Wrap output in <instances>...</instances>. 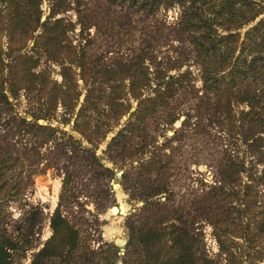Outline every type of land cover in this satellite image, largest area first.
Listing matches in <instances>:
<instances>
[{
	"label": "rangeland",
	"instance_id": "374dc122",
	"mask_svg": "<svg viewBox=\"0 0 264 264\" xmlns=\"http://www.w3.org/2000/svg\"><path fill=\"white\" fill-rule=\"evenodd\" d=\"M36 2L17 0L19 7L31 9L26 20L33 26L38 23ZM10 4L0 0L2 18L14 9ZM60 4L61 0H42L41 5L42 24L63 19L69 27L64 40L67 47L60 60L48 57V39L39 42L42 29L38 28L32 36L13 33L6 19L0 24V94H5L9 102L0 101V146L12 148L11 154L5 156L9 166L0 180V237L8 238L16 247L11 250L9 264H154L158 260L165 264L174 256L171 247L175 238L182 236L188 242L196 240L194 250L198 257L217 264H226L227 259L220 252L218 235L235 251L249 253L246 241L238 239L241 234L232 233L229 219L235 217L231 210L238 200L231 197L230 181L222 174L236 162L243 175L234 189L241 190L250 183L251 169L259 177L256 183L260 182L264 166H257L250 159L247 144L242 141L248 128L241 112L252 108L248 102L234 105L239 139L237 145L232 144L229 139L237 131L230 130L222 111L215 112L217 92L204 88L202 66L190 34L178 30L182 7L177 3L169 8L162 5L156 13L149 14L150 7L140 9L132 0H65L58 9ZM53 8L58 11L54 18ZM262 19L264 15L232 32L240 33L244 40ZM70 59L76 61L72 68L82 95L74 102L78 106L69 118L64 116V107L58 104L57 109L53 108L50 99L57 86L64 85L62 64L69 66ZM29 60L30 65H35L33 73L44 72L47 89L39 91L38 85L29 91L18 82L21 90L14 97L10 90L19 79H11L9 74L17 71L18 63ZM133 63L135 72L127 75L129 79L140 82L138 69L149 74L143 92H135L139 100L132 95V80L121 85L126 74L116 82L105 81L103 73L95 74L101 68L116 65L120 69ZM139 63H143L142 67ZM180 75L186 77L171 80ZM82 76L89 80V86L84 85ZM166 82L174 83L172 91H168ZM38 83L39 79H35V85ZM88 90L95 95V101L101 97L98 107L106 110L96 111L91 106L88 118H79V132L74 126ZM158 90L166 94L160 98ZM72 94L70 87L67 95ZM115 96L130 108L118 122L112 117L117 113L110 105ZM147 100L153 103L141 104ZM256 107L261 112L264 102ZM143 109L148 116L143 121L136 120L134 115ZM14 115L65 131L66 134L53 138L61 147L56 142L44 143L39 134H20L19 125L8 122ZM250 118L245 121L248 125H252ZM85 122H90L86 129ZM96 126L101 128L98 133ZM127 127L128 132L119 135ZM70 136L80 144L74 145ZM72 153L80 158L69 159ZM92 155L104 169L100 164L91 167L82 159H92ZM98 167L100 172L96 171ZM68 175H72V182L63 185ZM255 190L263 199L264 184ZM61 200L62 215L78 233V251L63 249L61 255L38 261L36 255L53 236L51 222ZM115 209L120 213H114ZM262 219L263 215L253 217L252 232ZM242 221L250 223L247 218ZM159 222L164 243L153 249L147 238ZM252 253L261 254L258 257L264 259V242ZM243 261L242 264L252 263L247 256Z\"/></svg>",
	"mask_w": 264,
	"mask_h": 264
},
{
	"label": "trees",
	"instance_id": "16d2710c",
	"mask_svg": "<svg viewBox=\"0 0 264 264\" xmlns=\"http://www.w3.org/2000/svg\"><path fill=\"white\" fill-rule=\"evenodd\" d=\"M10 2L11 6L14 9L6 14L3 18L0 16V24L3 25L4 19L8 20V24L12 32H19L25 34H33L38 30L42 29V35L39 37V42H42L46 39L48 41L45 43V50L48 53V57L51 60H60L61 55L63 54L65 48L64 40L68 34L67 25L64 23L63 19H56L55 21L46 22L45 24L41 23L42 20V0H38L35 3V12L38 18L34 26L28 24L26 18L30 15L31 9L26 11L21 6L17 4V0H5ZM33 1V0H30ZM37 1V0H35ZM64 1L61 0V4L58 6V9L64 6ZM116 2L118 0H111ZM126 1V0H123ZM134 4H137L140 9H145L150 7L149 14L156 13L162 5H165L167 8L172 6L174 3H177L182 7L181 18L178 23V30L182 33L190 34L191 44L197 54L198 60L201 63L202 70V81L204 88L207 92L216 91L217 92V102L215 106V112L222 113L225 115L226 120L229 122V128L237 133H233L231 140L232 144L237 145L239 139V133L237 130V125L234 120L236 118L235 114V104L240 102H248L252 110L250 112H241L242 120L244 124L247 125L248 132L247 135L243 138V142L247 144L249 151V157L252 161L255 162L257 166H264V113L263 107L261 112L258 109L260 103L264 102V19H262L254 28L250 29L246 34L244 40H242L240 33H233L232 30H239L245 26H248L251 23L256 22L261 16L264 15V0H132ZM55 7V6H53ZM58 14V11L53 8L51 17L54 18ZM31 21L35 19L30 18ZM39 24V25H38ZM220 31L228 32L223 34ZM31 37V35H29ZM32 38V37H31ZM248 51V52H247ZM239 55L236 57L237 53ZM245 53H247L245 55ZM21 59L23 57H20ZM26 58V57H25ZM31 60L18 63L15 68L17 71L15 73H10L9 78L19 79L16 82V85H12L10 92L14 97H17L19 94L20 86L25 85L27 90L33 91L36 90L39 85V91H45L48 86V81L45 78L44 72L39 73V75L32 72L35 65H30ZM70 64L66 66L62 64V78L64 80L63 86H57V90L52 93L53 98L50 99V104L53 105V108H58L60 104L65 109L64 116L69 118L74 116L76 104L82 93L79 92L80 84L76 78L75 72L73 71L72 65L76 63L74 59L68 61ZM127 64V63H125ZM142 67L143 63H139ZM116 65L112 68H101L95 74L105 75V81L116 82L121 78L122 74H126L125 79L121 85L126 86L124 83L129 79L132 71L135 69V64L122 65L120 69H117ZM93 69V68H92ZM127 70V73L124 71ZM138 74L140 77L138 79L140 82L131 81L132 86V95L136 100L140 98L136 95V90H143L146 88L145 82L149 81V74L143 73ZM135 72V71H134ZM17 77V78H16ZM185 75H180L177 78L171 77L173 82L181 81L185 78ZM35 79H39V83L35 85ZM81 80L85 86H89V80L82 76ZM145 81V82H144ZM13 82V81H12ZM163 85V84H161ZM168 91H172L174 83L166 82ZM36 86V87H35ZM33 87V88H32ZM72 88V96L67 95V89ZM115 86L113 87V89ZM262 88V89H260ZM251 89L257 90L252 92ZM167 91V93H168ZM160 98L162 94L165 95V92L160 93V90L157 91ZM260 93V95H258ZM0 101H5L6 104H9L8 97L5 94H0ZM121 97V93L119 94ZM93 92L88 90L85 104L82 106L80 111L77 113V118L75 123V128L80 132V121L79 118L85 117L88 118V112L91 111L92 107H95V110L98 109L101 112H105L106 109H101L98 107V103L101 102V97L95 99L93 98ZM138 97V98H137ZM141 97V96H140ZM127 98V97H126ZM124 98V99H126ZM121 99V98H120ZM119 99V100H120ZM112 103V111L115 113L112 117L118 118V122L124 114L128 113L129 107L126 108L122 101L118 100L115 96L110 99ZM256 100V102L254 101ZM259 102H258V101ZM99 101V102H98ZM142 103L152 104L153 101H143ZM140 104V105H141ZM155 106V103H154ZM126 108L124 112H120V109ZM116 110H119L118 112ZM146 110H149L146 109ZM146 110H139L134 117L136 120L143 121L145 117L148 116ZM95 114V113H93ZM252 125H248L245 121L249 120ZM258 117L259 119L252 121L253 118ZM89 118L91 116L89 115ZM252 119V120H251ZM68 124L70 123L69 120ZM9 124H18L20 134H39L41 140L44 143L47 142H56V146L61 147V143L58 140L53 139L58 134H66L65 131L60 128H55L52 126L39 125L37 122L33 123L27 121L26 119L19 118L18 115L11 116L9 119ZM90 122H85V129L88 127ZM84 129V130H85ZM97 129V130H96ZM101 130L100 127L96 126L95 131ZM124 132H128V127L123 129L119 135H123ZM82 133V132H81ZM74 145H79V141L73 140ZM117 139V138H116ZM1 144V143H0ZM11 147H2L0 146V180L5 175V168L8 167V158L6 154H11ZM69 159L77 158L78 155L74 153L70 154ZM80 157H78L79 159ZM84 162H88L91 167H96L100 164L97 157L92 155V159L89 157L82 158ZM94 160V161H93ZM101 165V164H100ZM99 167L104 169V166ZM99 167L96 171L99 170ZM245 168H243V171ZM100 172V170L98 171ZM111 172V171H110ZM43 173H40L41 175ZM242 170L240 166L234 162L227 166V170L222 174L227 176L230 181V189L232 190L231 197H235L238 201L232 205V210L235 213V217L229 220H232L230 223L232 225V233L241 234V237L238 239H244L247 243L249 253L246 255L243 252L235 251L232 247L225 244L222 238L218 235V242L220 247V252L224 255L226 259V264H242L244 257L251 259V264L264 263V259L259 255H254L252 250H256L260 243H263L262 238L264 236V220L261 223H258L255 226V232H252L251 221L253 217H258L263 215L264 218V198L262 199L261 193L260 196L255 190L256 187L264 184V170L259 174L260 182L256 183V180L259 178L257 173H253L252 169L250 171V183L244 185V188L241 190L234 189V184L241 182ZM255 174V176H254ZM243 175V174H242ZM72 175L65 176L63 179V185H67L72 182ZM7 183H5L6 185ZM3 186V185H2ZM1 187V186H0ZM223 189V188H220ZM240 191V192H239ZM262 200L263 202H261ZM241 204V205H240ZM101 207V206H100ZM254 209H258L255 213ZM62 211V200L56 209L52 222L51 228L53 230L52 238L45 244V247L36 255L38 261L50 258L52 256L61 255L62 251L68 249L70 252L78 251V233L75 232L71 226L69 220H67ZM179 214V212H176ZM229 216V214H228ZM238 216V217H237ZM242 218H247L248 222L245 223L242 221ZM231 227V226H230ZM161 222L157 228L149 232L147 243L149 247L156 249L162 242L164 243V234L161 232ZM222 232V231H221ZM224 233V231H223ZM228 236H230L228 234ZM236 239V238H235ZM233 240V239H232ZM196 241V240H195ZM195 241L188 242L185 237H176L174 244L172 245V250L174 251V256L170 257L165 264H217L213 260L208 258L198 257L194 250ZM235 241V240H233ZM260 242V243H259ZM236 245V242L233 243ZM16 247L12 245L8 238L0 237V264H9L11 261L12 253L11 250ZM64 249V250H63ZM96 254L95 251L92 252ZM259 253V252H256ZM153 259H150V262ZM155 260V259H154ZM10 261V262H9ZM259 262V263H257ZM33 264H37L34 262ZM154 264H161V261H157Z\"/></svg>",
	"mask_w": 264,
	"mask_h": 264
},
{
	"label": "water",
	"instance_id": "95a60500",
	"mask_svg": "<svg viewBox=\"0 0 264 264\" xmlns=\"http://www.w3.org/2000/svg\"><path fill=\"white\" fill-rule=\"evenodd\" d=\"M183 119H184V118H182V120H183ZM39 123H40V124H43L44 122H43V121H39ZM73 124H74V122L72 123V125H73ZM142 205H143V204H142ZM115 211H117V212H115ZM114 213H120V211L115 209V210H114Z\"/></svg>",
	"mask_w": 264,
	"mask_h": 264
},
{
	"label": "bare ground",
	"instance_id": "6f19581e",
	"mask_svg": "<svg viewBox=\"0 0 264 264\" xmlns=\"http://www.w3.org/2000/svg\"><path fill=\"white\" fill-rule=\"evenodd\" d=\"M122 210H123V212H126L125 209H124V206H122ZM115 212H117V211H115ZM124 214H125V213H124ZM111 215H112V214H111ZM107 231L110 232L109 229H108Z\"/></svg>",
	"mask_w": 264,
	"mask_h": 264
}]
</instances>
